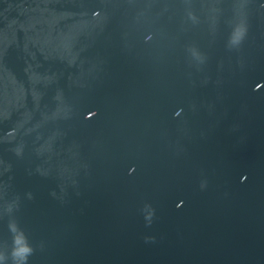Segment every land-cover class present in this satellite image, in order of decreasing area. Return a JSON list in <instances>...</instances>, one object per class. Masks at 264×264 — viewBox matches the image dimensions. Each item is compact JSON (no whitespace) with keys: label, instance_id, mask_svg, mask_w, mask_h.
Returning a JSON list of instances; mask_svg holds the SVG:
<instances>
[{"label":"water","instance_id":"1","mask_svg":"<svg viewBox=\"0 0 264 264\" xmlns=\"http://www.w3.org/2000/svg\"><path fill=\"white\" fill-rule=\"evenodd\" d=\"M0 264H264V0H0Z\"/></svg>","mask_w":264,"mask_h":264},{"label":"clouds","instance_id":"2","mask_svg":"<svg viewBox=\"0 0 264 264\" xmlns=\"http://www.w3.org/2000/svg\"><path fill=\"white\" fill-rule=\"evenodd\" d=\"M21 251H22V252H26V251H28V250H27V249H22Z\"/></svg>","mask_w":264,"mask_h":264}]
</instances>
